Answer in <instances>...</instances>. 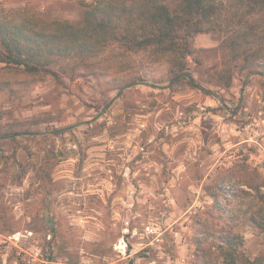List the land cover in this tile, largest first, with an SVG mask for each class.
Masks as SVG:
<instances>
[{"label":"rangeland","instance_id":"rangeland-1","mask_svg":"<svg viewBox=\"0 0 264 264\" xmlns=\"http://www.w3.org/2000/svg\"><path fill=\"white\" fill-rule=\"evenodd\" d=\"M216 1L221 20L193 38L189 59L213 95L170 87L167 65L117 45L54 60L56 77L0 87L4 258L18 251L26 264H193L195 221L213 205L206 186L221 177L235 192L226 170L246 162L264 175V37L246 29L259 33L264 21L240 25L234 0ZM92 2L0 0V13L29 8L80 22ZM237 227L246 254L264 264V233Z\"/></svg>","mask_w":264,"mask_h":264},{"label":"trees","instance_id":"trees-1","mask_svg":"<svg viewBox=\"0 0 264 264\" xmlns=\"http://www.w3.org/2000/svg\"><path fill=\"white\" fill-rule=\"evenodd\" d=\"M221 6L216 0H93L80 22L50 21L29 8L0 13V87L56 77L54 60L96 57L117 45L127 54H146L152 65H167L170 87L213 95L197 84L189 59L193 38L219 23ZM233 9L240 25L248 17L264 21V0H234ZM256 28L246 26L264 37V24L259 33ZM226 177L235 192L221 186V177L206 186L213 205L195 221L193 264H259L246 254L237 225L264 233V175L246 162L227 169ZM17 252L7 258L0 252V264H26Z\"/></svg>","mask_w":264,"mask_h":264},{"label":"built area","instance_id":"built-area-1","mask_svg":"<svg viewBox=\"0 0 264 264\" xmlns=\"http://www.w3.org/2000/svg\"><path fill=\"white\" fill-rule=\"evenodd\" d=\"M146 232H147V233H153L154 231L152 230L151 227H147V228H146ZM122 243L125 244V241L123 240ZM124 250H125V247H124Z\"/></svg>","mask_w":264,"mask_h":264}]
</instances>
